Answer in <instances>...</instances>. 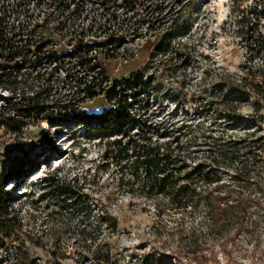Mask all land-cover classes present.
<instances>
[{
  "label": "rangeland",
  "instance_id": "obj_1",
  "mask_svg": "<svg viewBox=\"0 0 264 264\" xmlns=\"http://www.w3.org/2000/svg\"><path fill=\"white\" fill-rule=\"evenodd\" d=\"M169 4L173 10L182 7L188 20L186 31L166 38V50H158V33L142 27L140 37L124 43L113 57L99 55L106 83L140 69L148 84L134 112L161 126L182 127V140H191L188 149L197 156L194 160L205 162L212 175L220 179L218 183L240 187L246 199L242 215L225 228L210 230L204 207L182 214L165 208L157 211L154 203L161 204L162 198L147 200L129 193L125 185L118 189L113 168L100 165L101 141L87 138L81 128L71 124L51 125L46 118L50 112L58 113L64 104L69 113L73 108L98 111L107 105L106 91L93 99L75 93V82L90 78L93 71H78L72 58L64 63L70 67L71 78H64L65 71L56 72L47 61L41 69L43 76L34 79L30 74L23 88L27 93L42 90L49 76L46 72L53 69L52 86L39 98L45 110L23 118L17 131L0 124V174L17 155L14 165L21 166L24 153L32 165L30 173L5 184L11 194V213L0 229V264H195L193 256L203 264H264V167L251 160L252 154L243 151L242 144H235L238 149L228 144L231 140H264V109L255 118L258 121L248 124L251 106L232 101L247 123L240 128L227 116L226 90L218 81L226 78L220 80L228 82V75L241 74L249 64L243 33L234 20V6L243 9L257 4L263 10L260 21L264 25V0H169ZM72 5L57 8L34 2L29 8L35 19L51 10L61 19L69 17ZM80 7V16L66 21L65 28L70 31L86 27L90 17H98L104 10L92 0ZM124 9L116 7L117 11ZM132 22L123 24L128 33L136 26ZM161 24L156 25L163 27ZM114 27L111 30H117ZM61 34L51 45L69 50L71 35ZM72 35L77 36L74 31ZM0 95L6 96L7 91L0 89ZM260 154L264 157V150ZM246 160L248 165L242 172V161ZM49 172L77 183L88 202H93L87 215L60 210L51 200L40 199L38 182ZM110 212L116 216L114 232L103 221Z\"/></svg>",
  "mask_w": 264,
  "mask_h": 264
},
{
  "label": "trees",
  "instance_id": "obj_2",
  "mask_svg": "<svg viewBox=\"0 0 264 264\" xmlns=\"http://www.w3.org/2000/svg\"><path fill=\"white\" fill-rule=\"evenodd\" d=\"M86 1L0 0V89L7 91L6 96L0 95L3 103L0 104V124L17 131L24 123L23 118L30 119L45 110L39 98L52 86L51 70H64V78H71L70 67H65L64 63L75 58L78 71L88 69L93 74L87 79L79 77L81 79L75 82L73 91L90 99L106 91L107 105L98 111L73 108L69 113L65 110L67 104H64L59 107L58 113L50 112L46 116L47 121L51 125H74L81 128L87 138L101 141L100 165L103 169L113 168L118 189L125 185L129 193L147 200L162 198L161 204L154 203L157 211L165 208L182 214L197 212L204 207L208 228H225L245 210L246 199L242 197L240 187L224 181L218 183L220 179L212 175L213 172L207 169L205 162L194 160L197 156L188 149L191 140H182V127L173 129L161 126L134 112L136 101L148 84V79H144V73L140 69L120 79L115 78L108 85L107 75L99 58L101 54L107 58L113 57L124 43L140 37L142 27L146 32L158 33L156 49L166 50L164 40L182 35L188 27L182 7L173 10L169 0H92L104 10L99 12L98 17H90L86 27L72 28L71 31L77 34L74 36L65 28L66 21L70 17H79L80 6ZM34 2L53 4L57 8L69 7L72 3L73 5L69 17L55 18L54 11L51 10L44 11L41 19H35L29 8ZM119 6L125 9L117 11L116 7ZM262 12L257 4L243 9L234 6V20L240 27V33H243L249 64L243 67L241 74L228 75V82H223L226 78L218 80L226 90L224 99L227 116L237 122L240 128L247 123L242 114L236 111L237 105L232 101L245 102L251 106L253 112L248 116V124L258 121L255 118L264 109V25L260 21ZM130 20L136 26L128 33L122 27ZM157 23H162L163 27H157ZM114 26H117L115 31L111 30ZM92 29L95 32L90 36L88 31L92 32ZM62 32L69 33L73 40L69 50L63 51L51 45L55 37L62 36ZM47 61L53 64V69L46 72L49 76L44 79L43 89L25 92L24 82L30 74L34 79L43 76L41 69ZM255 130L248 132L253 135ZM236 143L243 145V151L252 154L251 160L254 163L264 167V157L260 154L264 150L262 138L248 143L235 140L228 142L234 146ZM256 148L260 150L253 152ZM18 158V155L11 158L6 172L0 174V229L11 213V194L5 188L6 182L15 181L17 176H25L32 171H29L32 165L26 160L25 153L21 157V166L14 165ZM247 161H242L243 167L240 171H245ZM213 183L214 186L209 187ZM76 185L77 183L67 181L57 172H49L38 182V189L41 191L39 197L41 200H51L60 210L70 209L87 215L93 202L89 203L86 195ZM103 221L110 231H116L115 215L106 213ZM191 259L195 264H203L195 256Z\"/></svg>",
  "mask_w": 264,
  "mask_h": 264
}]
</instances>
